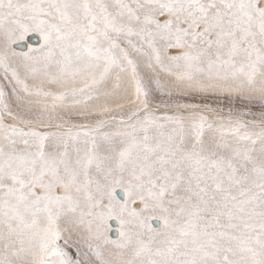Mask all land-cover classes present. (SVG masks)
I'll use <instances>...</instances> for the list:
<instances>
[{"label": "snow or ice", "instance_id": "6c2138e0", "mask_svg": "<svg viewBox=\"0 0 264 264\" xmlns=\"http://www.w3.org/2000/svg\"><path fill=\"white\" fill-rule=\"evenodd\" d=\"M0 264H264V0H0Z\"/></svg>", "mask_w": 264, "mask_h": 264}, {"label": "bare ground", "instance_id": "6f19581e", "mask_svg": "<svg viewBox=\"0 0 264 264\" xmlns=\"http://www.w3.org/2000/svg\"><path fill=\"white\" fill-rule=\"evenodd\" d=\"M111 223H113V224H114V223H115V221H112Z\"/></svg>", "mask_w": 264, "mask_h": 264}, {"label": "water", "instance_id": "95a60500", "mask_svg": "<svg viewBox=\"0 0 264 264\" xmlns=\"http://www.w3.org/2000/svg\"><path fill=\"white\" fill-rule=\"evenodd\" d=\"M120 193L118 192V195H119Z\"/></svg>", "mask_w": 264, "mask_h": 264}]
</instances>
